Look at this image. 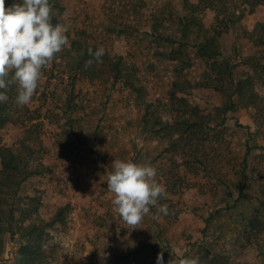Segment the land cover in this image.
<instances>
[{"label":"rangeland","instance_id":"obj_1","mask_svg":"<svg viewBox=\"0 0 264 264\" xmlns=\"http://www.w3.org/2000/svg\"><path fill=\"white\" fill-rule=\"evenodd\" d=\"M187 1L197 4L195 12ZM221 1L58 0L52 23L57 19L72 25L75 39L123 61L142 98L115 81L104 86L83 79L72 87V78L52 63L42 70L28 105L17 106L16 95L8 103L0 146L13 142L22 156L43 161L49 172L42 210L63 209L65 214L63 224L45 231L42 264H156L161 252L164 264L183 257L205 264L212 256L221 264H264V206L258 200L264 192L261 85L255 84L256 98L239 101L225 120L188 97L207 115L208 128L184 135L178 150L171 149L170 136L155 133L153 120L140 122L146 113L141 100L151 102L150 111L163 122L175 124L189 116L188 106L172 102V83L207 79L212 67L195 48L201 41L195 38L197 30L189 26L188 37L180 21L196 17L211 32L209 4ZM244 9L218 38L217 61L235 64L255 53L250 34L260 17ZM185 137L191 139L190 152ZM195 149L199 159L192 161ZM243 159L245 183L239 176ZM114 160L150 163L166 189L136 229L113 211L107 179ZM161 205L168 207V215L158 211ZM3 241L0 264H17L18 247L26 239L15 230Z\"/></svg>","mask_w":264,"mask_h":264},{"label":"trees","instance_id":"obj_2","mask_svg":"<svg viewBox=\"0 0 264 264\" xmlns=\"http://www.w3.org/2000/svg\"><path fill=\"white\" fill-rule=\"evenodd\" d=\"M13 3L15 2L11 0L5 6H11ZM49 3L52 9L59 7L58 0H49ZM186 4L195 12L197 4H189L188 1ZM209 5L212 13L211 27L213 30L211 32L205 29L196 17H188L184 19L185 21H180L183 23V30L187 31L188 37L192 34L189 33L191 32L189 26H194L193 28L197 30L194 32L195 38L201 41L195 43V48L201 56L209 59V66L212 67V73L207 76V79L194 83L187 80H175L172 83L169 90L172 102L188 106L189 116L175 124L163 122L157 112L150 111L151 102L144 103L142 100L140 102L143 110L146 111L140 122L148 124L153 120L150 127L158 126L155 133L161 131L170 136L171 149L175 150L180 148L179 141L183 140L184 135L192 137L193 132L196 134L198 128H208L207 115L198 112L196 104H189L188 97L192 96L193 102L198 100L199 104L215 110V113L225 120L228 114L236 110L239 101L251 100L258 96L255 93V84L259 83L261 89H264V0H222L219 5ZM239 9L246 10L248 14H259L260 19L256 21L250 34L256 51L240 58L235 64H230L223 59L217 61L221 56L217 40L221 34L231 29ZM54 20L53 25L60 23L67 29L65 35L68 38V43L61 52L56 54L52 63L61 67L72 78V87L83 79L94 80L104 86L110 81H115L120 82L123 87L132 89L138 99L142 98L141 91L134 83L133 72L123 61L109 56L105 51L102 63H93L92 66L86 68V61L92 59L88 55V49L91 48L95 51L99 47L75 39L72 25L62 23L57 19ZM7 95L9 99L0 103V125L6 122V109L8 103L17 95L16 87L12 86L7 89ZM148 112L153 113L149 116ZM148 116H152V118ZM194 127L195 129L192 131ZM188 137H185V146L190 152L191 139ZM262 148L264 149V147ZM191 152L192 156L189 158L192 161H197L199 159L198 150L195 149ZM248 156L249 151L247 150L244 158ZM183 157L186 158L188 155L183 153ZM246 164L247 160L243 159V167L239 172L243 183L248 180L245 172ZM48 170L42 160L22 156L13 142L7 141L0 146V256L4 249L3 238L16 230L20 237L26 239V242L18 247L17 264H42L45 258L42 244L45 231L50 226L65 222L63 209H57L50 214L42 210L44 178L49 172ZM260 195L261 198L258 200L264 206V192ZM238 198L241 199L242 196ZM205 264H221V261L217 256H212Z\"/></svg>","mask_w":264,"mask_h":264},{"label":"clouds","instance_id":"obj_3","mask_svg":"<svg viewBox=\"0 0 264 264\" xmlns=\"http://www.w3.org/2000/svg\"><path fill=\"white\" fill-rule=\"evenodd\" d=\"M52 7L49 0H20L5 6L0 0V103L9 97L7 89L16 87L17 106L28 105L42 77V70L49 67L56 54L67 45V29L60 23H52ZM85 67L102 63L103 47L93 51ZM108 173L107 189L113 194V211L132 229H136L150 207L166 195L165 187L156 180L157 170L150 163L114 160ZM169 214L168 207L158 209ZM156 264H164L163 252L158 253ZM168 264H200L199 258L183 257Z\"/></svg>","mask_w":264,"mask_h":264}]
</instances>
